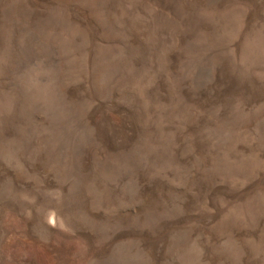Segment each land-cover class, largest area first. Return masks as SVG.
<instances>
[{"label":"rangeland","instance_id":"1","mask_svg":"<svg viewBox=\"0 0 264 264\" xmlns=\"http://www.w3.org/2000/svg\"><path fill=\"white\" fill-rule=\"evenodd\" d=\"M0 264H264V0H0Z\"/></svg>","mask_w":264,"mask_h":264}]
</instances>
